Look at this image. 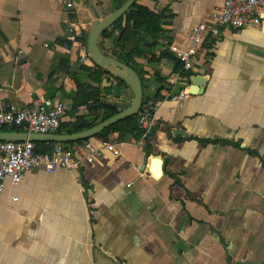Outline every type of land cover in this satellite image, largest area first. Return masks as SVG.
Wrapping results in <instances>:
<instances>
[{"label":"crops","instance_id":"0c3cea01","mask_svg":"<svg viewBox=\"0 0 264 264\" xmlns=\"http://www.w3.org/2000/svg\"><path fill=\"white\" fill-rule=\"evenodd\" d=\"M126 1L0 0V107L59 100L60 133H72L78 120L90 125L83 131L129 106L127 84L104 68L93 79L98 66L89 55L80 61L89 24ZM135 3L162 13V42L139 43L133 56L142 71L137 114L156 121L149 155L143 134L111 132L70 144L85 156L81 168L6 182L0 264H264V26L204 35L186 68L165 44L189 48L192 29L213 24L223 0ZM78 22L72 44L67 23ZM98 45L110 52L112 39ZM195 75L202 92L181 106L170 100Z\"/></svg>","mask_w":264,"mask_h":264},{"label":"built area","instance_id":"2783aa9c","mask_svg":"<svg viewBox=\"0 0 264 264\" xmlns=\"http://www.w3.org/2000/svg\"><path fill=\"white\" fill-rule=\"evenodd\" d=\"M70 6L71 0H65ZM69 34L67 39L72 44L78 43L79 29L83 24L67 23ZM247 26H264V0H223L222 5L214 15L213 24H200L191 31V46L181 49L170 45L169 50L174 58L190 68L196 54L195 46L204 35H218L220 29L239 30ZM85 51L80 53V61L87 60ZM170 100L176 101L180 106L187 97L183 91L171 93ZM66 115L65 104L52 98H43L30 105L9 104L6 108L0 107V131L5 128L23 129L24 132L36 134H54L61 126L62 119ZM137 123L143 130V136L155 127V117L150 113H139ZM22 131V132H23ZM86 148L93 152L90 143ZM33 141L0 140V192L5 183L17 185L23 181L25 173L41 169L48 173H54L59 168L73 170L81 168L84 157L67 143H55L50 152L37 153Z\"/></svg>","mask_w":264,"mask_h":264},{"label":"water","instance_id":"95a60500","mask_svg":"<svg viewBox=\"0 0 264 264\" xmlns=\"http://www.w3.org/2000/svg\"><path fill=\"white\" fill-rule=\"evenodd\" d=\"M136 0H127L121 7L102 18L101 20L93 21L89 24L87 30L86 50L91 60L100 68L111 71V73L118 79L127 84L133 93V100L131 104L123 108L118 113L108 117L100 123L92 126L83 131L72 133H54V134H36L22 131H0V140L12 141H33V142H54V143H67L79 140H85L96 136L108 126L124 119L136 115L142 106V85L141 79L138 74L126 64L118 61L117 59L105 55L99 45V37L101 34L116 22L124 13L135 3ZM204 84L202 76L195 75L191 77V84L185 89L186 94L195 95L201 93V87ZM175 134L185 135L184 130L176 129ZM162 160L155 157L153 160L154 174L159 175L160 165Z\"/></svg>","mask_w":264,"mask_h":264},{"label":"trees","instance_id":"16d2710c","mask_svg":"<svg viewBox=\"0 0 264 264\" xmlns=\"http://www.w3.org/2000/svg\"><path fill=\"white\" fill-rule=\"evenodd\" d=\"M162 18L161 12H155L150 8L134 3L116 22H114L110 27H108L100 37L111 38L112 45L111 50H103V53L109 55L118 61L126 64L131 69H133L142 79V71L138 67L137 63L133 59V56L140 54L138 46L139 43H143L146 46H152L161 41L160 38V19ZM116 32V34H115ZM162 42V41H161ZM169 43H166L167 48ZM103 69L97 67L96 69H89V75L91 78L96 79L97 76L101 74ZM124 83L122 80H118ZM119 110L116 108H111V115L118 113ZM109 116V117H110ZM108 118V117H107ZM106 118V119H107ZM138 114L124 118L104 130H102L97 136L104 137L111 132H131L135 139H138L140 135L143 134V130L138 128L137 124ZM103 121V120H102ZM132 121H136L134 127H130ZM74 131H82L86 125L83 121L78 120L73 123ZM90 128V127H89ZM60 128L57 133H60ZM4 131H23V129L18 128H5ZM152 132V131H151ZM151 132L146 136V147L145 154L149 155L151 149ZM89 139V138H88ZM87 139V140H88ZM37 153H47L50 152L52 147H43L44 142H34ZM72 142H67L71 144Z\"/></svg>","mask_w":264,"mask_h":264}]
</instances>
